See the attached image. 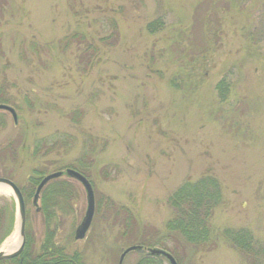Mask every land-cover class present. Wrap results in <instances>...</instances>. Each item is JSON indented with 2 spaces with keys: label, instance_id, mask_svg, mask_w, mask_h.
Masks as SVG:
<instances>
[{
  "label": "rangeland",
  "instance_id": "rangeland-1",
  "mask_svg": "<svg viewBox=\"0 0 264 264\" xmlns=\"http://www.w3.org/2000/svg\"><path fill=\"white\" fill-rule=\"evenodd\" d=\"M208 6L214 41L203 30ZM155 20L161 26L150 33ZM0 96L16 116L0 110V178L22 187L32 170L46 176L74 171L78 160L88 165L94 211L82 240L74 233L85 190L59 177L74 194L54 238L65 254L119 264L135 246L119 237L130 221L132 237L166 243L179 264H254L226 230H246L264 248V0H0ZM206 176L222 199L209 241L196 247L166 236L168 197ZM1 198L15 211L10 191ZM26 213L37 252L42 217L30 203ZM15 223L14 214L9 236ZM153 249L131 251L120 264ZM259 256L262 264L264 250Z\"/></svg>",
  "mask_w": 264,
  "mask_h": 264
},
{
  "label": "trees",
  "instance_id": "trees-1",
  "mask_svg": "<svg viewBox=\"0 0 264 264\" xmlns=\"http://www.w3.org/2000/svg\"><path fill=\"white\" fill-rule=\"evenodd\" d=\"M204 34L212 38L213 41L219 36V29L215 23H211L212 15L209 13L210 9L204 7ZM161 26L159 20L149 22L146 25V30L150 33L156 32ZM227 85L224 81H220L216 90L220 99L223 101L226 97ZM8 99L0 96V105H7ZM3 126L0 122V127ZM32 152H34L32 150ZM83 159V158H82ZM78 160V168L74 169L77 173L86 176L88 165L84 166ZM80 163V164H79ZM31 176L26 179L24 186L18 187L24 205L30 203L32 206V198L34 196L36 187L40 180L44 177V173L38 170H32ZM66 180L57 178L48 182L39 194V206L33 207L42 217L44 238L37 252L34 250L33 240L30 238L27 231L28 215L25 218V243L24 248L19 256L10 260H2L0 264H84L83 257L80 253L75 252L71 255L64 253V249L54 243V238L58 232L60 219L71 212L69 203L73 198L72 187H69ZM218 182L206 176L194 182H185L181 184L168 197L167 203L172 210L171 218L165 223L166 236L175 234L179 236L182 241L191 246H201L209 241V227L208 220L213 214L215 208L221 204V192ZM14 204L7 202L5 199H0V244L11 233L14 224ZM132 221L125 223V229L121 233V239L124 241V246L137 247L136 250L153 249L168 252L178 263V255L173 251L166 249V243L159 239L153 243L146 240L141 234L134 233V237L129 232L132 229ZM134 227V226H133ZM124 235V236H122ZM232 248L240 253L247 255L254 260V264H258L263 255V250L258 242H254L251 234L246 230H226L223 233ZM153 236V235H150ZM128 238H134V243ZM158 247V248H156ZM194 250V249H193ZM259 252V253H258ZM161 256L145 254L137 261L136 264H159ZM262 261V260H261ZM260 263V262H259ZM264 264V262L262 263Z\"/></svg>",
  "mask_w": 264,
  "mask_h": 264
},
{
  "label": "water",
  "instance_id": "water-1",
  "mask_svg": "<svg viewBox=\"0 0 264 264\" xmlns=\"http://www.w3.org/2000/svg\"><path fill=\"white\" fill-rule=\"evenodd\" d=\"M0 110L8 112L11 116L13 121H16V116L15 112L12 108L5 106V105H0ZM62 175H66L70 178L75 179L78 181L84 188L85 193H86V212L83 221L81 224L77 227L74 233V239L75 240H82L91 224L92 221V216H93V211H94V199H93V194L92 190L90 187L89 182L80 174H78L75 171L72 170H65L64 172H55L49 175L44 176L38 186L36 187L34 196L32 198V206L37 207V202L39 198V194L43 187L50 182L51 180L57 179L61 177ZM0 188L6 189L10 191L13 195L14 203H15V218H16V231L18 234V237L20 239V243L16 249H14L11 252H3L0 250V261L2 260H10L13 258H16L19 256L24 248V243H25V205L24 201L22 198V195L18 189V187L9 179L5 178H0ZM137 247H129L127 248L120 256L119 258V264L121 263L123 257L131 252L136 250ZM150 255H158V256H163L169 264H176L174 259L166 252L160 251V250H149L148 252Z\"/></svg>",
  "mask_w": 264,
  "mask_h": 264
},
{
  "label": "bare ground",
  "instance_id": "bare-ground-1",
  "mask_svg": "<svg viewBox=\"0 0 264 264\" xmlns=\"http://www.w3.org/2000/svg\"><path fill=\"white\" fill-rule=\"evenodd\" d=\"M8 192H9L8 190L0 188V195L6 194ZM19 243H20V239L18 237L17 231H15L5 239L1 247V251L11 252L18 247Z\"/></svg>",
  "mask_w": 264,
  "mask_h": 264
},
{
  "label": "flooded vegetation",
  "instance_id": "flooded-vegetation-1",
  "mask_svg": "<svg viewBox=\"0 0 264 264\" xmlns=\"http://www.w3.org/2000/svg\"><path fill=\"white\" fill-rule=\"evenodd\" d=\"M68 177V176H67ZM68 178H70V177H68ZM77 229V228H76Z\"/></svg>",
  "mask_w": 264,
  "mask_h": 264
}]
</instances>
